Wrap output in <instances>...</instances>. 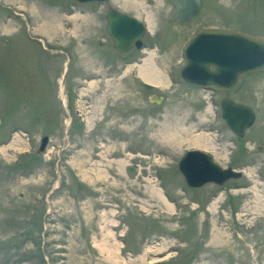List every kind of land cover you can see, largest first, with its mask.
I'll list each match as a JSON object with an SVG mask.
<instances>
[{"label":"rangeland","instance_id":"rangeland-1","mask_svg":"<svg viewBox=\"0 0 264 264\" xmlns=\"http://www.w3.org/2000/svg\"><path fill=\"white\" fill-rule=\"evenodd\" d=\"M111 8L145 23L142 48L113 47ZM170 9L0 0V264H264V71L231 92L179 74L203 27L264 36V0H202L177 24ZM225 96L255 112L241 138ZM193 148L241 177L189 187L178 161Z\"/></svg>","mask_w":264,"mask_h":264},{"label":"water","instance_id":"water-1","mask_svg":"<svg viewBox=\"0 0 264 264\" xmlns=\"http://www.w3.org/2000/svg\"><path fill=\"white\" fill-rule=\"evenodd\" d=\"M79 2L105 0H77ZM173 10L169 16L171 24L188 21L201 9L202 0H169ZM105 31L120 53L132 48H142L146 25L136 16L115 8L108 9ZM99 45L103 42L99 41ZM184 64L180 68L181 78L193 85L231 92L242 81V77L264 71V36L250 34L226 27L207 26L198 30L187 42L183 51ZM149 101L160 103L161 96L149 95ZM221 116L230 130L239 138L254 123L256 115L247 104L238 103L225 96L220 101ZM48 136L42 137L36 154L43 152ZM256 145L255 150H260ZM178 169L186 184L199 188L206 184L224 185L241 177L242 172L223 167L206 151L193 148L184 152L178 161ZM135 166L128 167L130 174Z\"/></svg>","mask_w":264,"mask_h":264},{"label":"flooded vegetation","instance_id":"flooded-vegetation-1","mask_svg":"<svg viewBox=\"0 0 264 264\" xmlns=\"http://www.w3.org/2000/svg\"><path fill=\"white\" fill-rule=\"evenodd\" d=\"M171 4V3H170ZM172 10H173V7H172V5H171V9H170V12H169V16H170V14H171V12H172ZM168 19H169V17H168ZM169 21V20H168ZM247 75V74H246ZM245 76V75H244ZM243 76V77H244ZM243 77H242V79H243ZM145 84V86L148 88V87H150L151 85L150 84H148V83H144Z\"/></svg>","mask_w":264,"mask_h":264},{"label":"bare ground","instance_id":"bare-ground-1","mask_svg":"<svg viewBox=\"0 0 264 264\" xmlns=\"http://www.w3.org/2000/svg\"><path fill=\"white\" fill-rule=\"evenodd\" d=\"M195 143V142H194Z\"/></svg>","mask_w":264,"mask_h":264}]
</instances>
